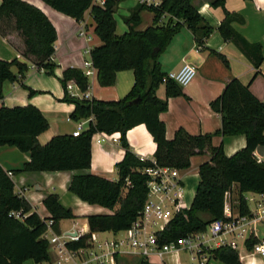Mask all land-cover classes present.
<instances>
[{
	"label": "trees",
	"instance_id": "obj_1",
	"mask_svg": "<svg viewBox=\"0 0 264 264\" xmlns=\"http://www.w3.org/2000/svg\"><path fill=\"white\" fill-rule=\"evenodd\" d=\"M53 10L76 22L83 20L90 10L94 22V33L101 45L89 52L90 62L97 72L101 87L112 86L116 73L132 70L134 85L129 93L118 101L80 100L64 95L62 101L73 104L70 119L74 122L93 118L85 131L78 137L61 135L40 145L38 136L47 130L48 122L33 106L0 108V147H13L28 153L30 161L22 172L84 171L90 169V142L97 133L120 134V144L124 149L123 159L116 164L117 181H110L94 174L73 176L68 191L81 201L98 205L112 211L110 215H90L87 217L89 234L78 241L68 243L71 249L87 246L91 233L112 232L128 229L143 210L147 196L149 177L145 169L166 167L178 171L190 167V158L208 151L210 158L198 168L199 183L193 201L188 209L177 213L157 234L159 244L176 242L188 234L205 231L216 220L230 221L224 215L225 196L232 186L237 185L238 216L250 215L245 193L264 194V163L258 162L254 150L264 146V103L258 100L237 79H231L219 97L210 103V108L221 118V127L213 134L192 136L183 129L175 132L173 139L166 138V128L159 115L167 110L168 99L182 96V87L171 80L164 81L160 56L172 38L183 27L188 28L199 46L214 31L225 41L232 42L249 57L256 69L262 63L260 47L249 44L232 28L234 15L224 8L225 0H213L211 6L224 10L225 18L218 28L208 25L192 5V0H160L157 5L138 3L124 20L128 32L116 35L114 13L123 0H41ZM153 14L152 24L145 30H137L140 13ZM168 20L162 23V18ZM10 30L22 38L23 58L28 64L44 68L53 74L55 65L50 62L55 49L56 31L48 18L36 7L22 0H1L0 35ZM254 51L255 54H251ZM228 66L226 59L218 55ZM17 69V74L12 68ZM28 71L25 62L0 60V96L2 84L6 81H21ZM73 80L81 91L88 86V78L76 68H68L62 73L60 82L65 88L67 81ZM164 85L165 98L157 97L158 88ZM30 94H34L30 91ZM138 99V102L134 103ZM144 125L151 135L156 150L153 160H142L130 150L126 133L135 126ZM244 136L246 146L225 156L222 146H213V137ZM50 214L41 219L30 213L28 202L14 193V185L9 175L0 166V264H22L32 260L39 264L50 261L49 244L43 237L46 221H53V228L63 220L73 219L69 209L62 207L56 194L43 200ZM25 216L19 220L12 212ZM254 244V241H253ZM248 248H252L249 247ZM204 251V250H203ZM210 259L223 264H240L238 252L229 246H220L204 251Z\"/></svg>",
	"mask_w": 264,
	"mask_h": 264
},
{
	"label": "crops",
	"instance_id": "obj_2",
	"mask_svg": "<svg viewBox=\"0 0 264 264\" xmlns=\"http://www.w3.org/2000/svg\"><path fill=\"white\" fill-rule=\"evenodd\" d=\"M39 9L50 21L56 31L55 52L50 62L55 65L53 74L40 73L29 66L23 56L24 44L17 32L10 30L5 36L0 35V60L11 62L18 60L28 65V71L19 82H4L0 96V108H13L33 106L37 108L48 122L46 131L38 136L40 145L47 144L51 138L61 135H72L79 123H83L82 132L88 127L93 118L74 122L70 115L74 105L63 102L66 94L60 79L63 71L76 68L82 72L86 63L90 62L89 52L101 45L94 33V22L90 10L84 13L83 20L74 19L59 13L41 0H22ZM213 0H192L204 21L218 28L225 18L224 10L211 6ZM160 0H144L143 4L157 5ZM101 4L102 0H96ZM140 3L139 0L121 1L114 13L116 21V35L128 32L124 20L130 16L131 11ZM1 4V0H0ZM225 10L234 15L232 28L249 44L260 47L263 57L258 69L252 60L241 52L230 41H225L217 31L205 39L204 45L196 43L192 32L183 27L174 35L170 44L159 58L161 71L165 74L177 71L184 64H192L196 68V76L187 86L182 87V96L168 99L167 110L159 115L166 128V138L173 139L177 130L183 129L192 136L213 134L221 127L220 115L210 108V103L219 97L231 79H237L247 86L250 92L264 103V0H225ZM153 14L148 11L140 13V23L137 30L142 31L151 26ZM168 20L162 18V23ZM83 32V35H81ZM251 54H255L251 51ZM218 55L223 56L226 66ZM17 74V69L12 68ZM71 81V80H70ZM73 81V80H72ZM134 85L132 70L116 73L112 86L101 87L97 80V72L88 78V91L91 99L99 101H118L124 98ZM33 91L34 94H30ZM156 95L165 98V87L161 85ZM120 134L97 133L90 142V169L84 171H53V172H22L23 166L30 161L28 153L20 152L13 147H0V166L9 175L14 185V193L24 198L31 207L30 213H36L41 219H48L49 213L43 205V200L50 194H56L62 207L69 209L74 218L60 221L52 230L62 235L75 232L81 236L89 234L87 217L90 215H110L112 211L98 205H90L81 201L76 195L68 191L73 176L94 174L110 181H117L116 164L124 156L121 147ZM101 139L100 143L97 140ZM126 140L134 155L142 160H153L156 145L144 125H138L126 133ZM213 146H222L225 156L230 157L246 146L244 136L213 137ZM264 146L254 150V156H263ZM210 154L205 151L202 155L190 158V167L179 171L182 184V202L188 209L193 201L199 183L198 168L208 161ZM264 163V160L262 161ZM191 179H195L191 183ZM191 191L189 204L184 201L187 192ZM262 194L245 193L244 197L250 211L249 216L239 217L237 209V185H233L225 196L224 215L235 224L232 233H223L214 240H209L208 249L220 246L236 245L240 264H264V256L254 254V244L264 240V221L257 219V206L262 200ZM26 214L25 216L29 215ZM99 238L103 235L116 236L119 233H97ZM103 239V238H102ZM109 239V238H105ZM254 241V244H253ZM252 247V248H248ZM205 251V250H204ZM203 250L192 248H178L168 252L160 260L156 256L149 260L137 255L123 254L116 257V264H223L210 259ZM50 262L57 257L54 248L49 247ZM43 262L39 264H47ZM22 264H36L26 260Z\"/></svg>",
	"mask_w": 264,
	"mask_h": 264
},
{
	"label": "built area",
	"instance_id": "obj_3",
	"mask_svg": "<svg viewBox=\"0 0 264 264\" xmlns=\"http://www.w3.org/2000/svg\"><path fill=\"white\" fill-rule=\"evenodd\" d=\"M139 2L143 4L144 0H139ZM81 35H83V32H81ZM29 66L40 73H46L44 68L32 64H29ZM83 74L87 78L94 76L95 69L91 62L86 63ZM195 76V66L184 64L177 71L167 73L163 80H171L180 87H185L192 82ZM65 91L71 98L91 100L88 87L85 91H81L72 80L66 82ZM82 129L83 123H79L72 136L78 137ZM101 141V139H98L97 143ZM255 157L258 162L264 160V154ZM144 173L149 179L143 210L128 229L121 231L124 235L123 238L102 239L98 237L97 233H91L87 246L71 249L67 244L78 241L81 235L75 232L62 235L55 234L52 232L53 221L47 220L43 237L47 240L49 247L54 248L57 255L54 261H48L47 264H116V257L123 254L137 255L146 260L156 256L162 260L166 253L181 247L206 250L209 248V240H214L223 233L234 231L235 224L233 222L216 220L205 231L188 234L186 237L169 244H159L157 234L164 230L165 226L177 213L186 209V205L181 201L182 182L179 171L175 169L153 167L145 169ZM261 196L262 200L258 204L254 215L257 219L264 221V194ZM10 215L19 220L25 218V215H21L20 211L12 212ZM229 247L236 251L234 243H231ZM252 252L264 256V240L254 244Z\"/></svg>",
	"mask_w": 264,
	"mask_h": 264
},
{
	"label": "rangeland",
	"instance_id": "obj_4",
	"mask_svg": "<svg viewBox=\"0 0 264 264\" xmlns=\"http://www.w3.org/2000/svg\"><path fill=\"white\" fill-rule=\"evenodd\" d=\"M191 183H194L195 182V179H191V181H190ZM184 189V188H183ZM190 197H191V191H188L187 192V194H186V196L184 197V201L186 202V203H188L189 204V200H190ZM109 238V239H111V238H113V237H117V238H123L124 237V235H123V233L121 232V233H119L118 235H116V236H109V235H103L102 236V238L103 239H105V238Z\"/></svg>",
	"mask_w": 264,
	"mask_h": 264
},
{
	"label": "water",
	"instance_id": "obj_5",
	"mask_svg": "<svg viewBox=\"0 0 264 264\" xmlns=\"http://www.w3.org/2000/svg\"><path fill=\"white\" fill-rule=\"evenodd\" d=\"M138 102V99L134 101V103Z\"/></svg>",
	"mask_w": 264,
	"mask_h": 264
}]
</instances>
